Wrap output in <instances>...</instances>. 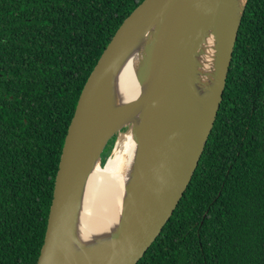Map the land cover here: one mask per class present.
<instances>
[{
	"label": "trees",
	"instance_id": "trees-1",
	"mask_svg": "<svg viewBox=\"0 0 264 264\" xmlns=\"http://www.w3.org/2000/svg\"><path fill=\"white\" fill-rule=\"evenodd\" d=\"M144 1L0 0V264L38 263L81 91ZM221 105L138 264H264V0L248 1Z\"/></svg>",
	"mask_w": 264,
	"mask_h": 264
},
{
	"label": "water",
	"instance_id": "water-1",
	"mask_svg": "<svg viewBox=\"0 0 264 264\" xmlns=\"http://www.w3.org/2000/svg\"><path fill=\"white\" fill-rule=\"evenodd\" d=\"M248 1L235 14L234 0H145L124 21L79 96L37 264H138L143 259L199 166L221 110ZM158 12L145 67L129 96L120 100L112 77ZM208 34L215 59L213 93L196 114L197 56ZM129 127L134 166L117 223L103 241L80 252L75 239L88 181L102 166L109 142L117 137L116 147Z\"/></svg>",
	"mask_w": 264,
	"mask_h": 264
},
{
	"label": "bare ground",
	"instance_id": "bare-ground-1",
	"mask_svg": "<svg viewBox=\"0 0 264 264\" xmlns=\"http://www.w3.org/2000/svg\"><path fill=\"white\" fill-rule=\"evenodd\" d=\"M246 0H234L235 14H240ZM159 22V12L151 17L143 34L126 61L117 68L112 77L115 94L125 100L137 85L148 59L149 48ZM208 34L197 56V71L194 79V109L201 113L208 106L214 85V51ZM196 113V114H197ZM114 154L103 167L96 166L91 175L83 200L82 212L77 225L75 248L82 252L104 240L117 223L123 200L134 166V144L129 133L119 136Z\"/></svg>",
	"mask_w": 264,
	"mask_h": 264
},
{
	"label": "rangeland",
	"instance_id": "rangeland-1",
	"mask_svg": "<svg viewBox=\"0 0 264 264\" xmlns=\"http://www.w3.org/2000/svg\"><path fill=\"white\" fill-rule=\"evenodd\" d=\"M129 131H130V127L129 128H127V129H124L123 130V133L124 134H128L129 133ZM120 136V135H119ZM117 139V137H115V138H113L110 142H109V144L107 145V147H106V149H105V151H104V153H103V156H102V166L104 167L105 165H106V162L108 161V159L110 158V157H112L113 156V154H114V151H115V148H112V145L114 144V142H115V140ZM119 144V142H118V140H117V142L115 143V146H117ZM111 148H112V150H111Z\"/></svg>",
	"mask_w": 264,
	"mask_h": 264
}]
</instances>
